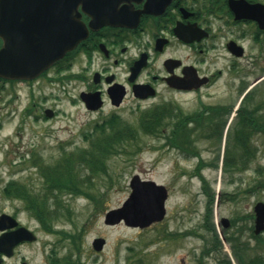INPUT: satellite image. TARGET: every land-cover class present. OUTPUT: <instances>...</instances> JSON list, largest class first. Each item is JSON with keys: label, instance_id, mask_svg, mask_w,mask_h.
<instances>
[{"label": "flooded vegetation", "instance_id": "af4514ba", "mask_svg": "<svg viewBox=\"0 0 264 264\" xmlns=\"http://www.w3.org/2000/svg\"><path fill=\"white\" fill-rule=\"evenodd\" d=\"M91 1L97 5L89 6L88 13L79 7L88 29L84 39L36 77L0 78L1 86L25 87V115L41 123L46 109L53 111L52 116L57 114L44 106L43 95L34 97L45 81L62 82L68 92L82 85L78 92L82 106L86 109L82 94L91 95L101 107L86 110L105 111L109 116L117 115L126 101L140 106L160 101L164 92L200 93V125L181 137L183 142L178 138L176 144L168 141V145L183 158L197 157L192 172L201 182L206 212L214 191H204L205 184H210L204 168L219 167V182L231 179L240 183L243 177L236 175L264 156V0ZM100 19L105 20L101 25ZM41 24L52 31L55 22ZM141 89L153 94L141 98ZM225 131L233 136L222 149ZM169 136L173 137L171 130ZM199 140L200 156L193 147ZM37 157L28 158V169L33 171L10 173L0 182V204H9L8 208L0 206V264H59L65 256L73 259L72 252L60 255L64 231L56 228L58 220L54 216L43 220L37 210L44 203L51 211L60 203L68 206L65 197H73L76 191L79 197L88 198L89 179L76 172H43L45 165L52 163L34 162ZM199 162L200 176L196 172ZM187 171L184 169V174ZM250 189L246 187L245 193ZM219 193L217 189L215 203ZM251 215H244L250 226ZM233 222L234 218L225 216L219 219L221 233L229 243L228 238L235 236L234 231L227 233Z\"/></svg>", "mask_w": 264, "mask_h": 264}, {"label": "rangeland", "instance_id": "374dc122", "mask_svg": "<svg viewBox=\"0 0 264 264\" xmlns=\"http://www.w3.org/2000/svg\"><path fill=\"white\" fill-rule=\"evenodd\" d=\"M64 85L62 82L49 84L45 81L43 89L34 94L35 99L43 95L44 106L53 108L57 113L52 117L45 116L41 123L25 115L24 109L28 103L25 87H9L6 84L1 86L0 83L1 183L5 182L10 173L33 171L34 169H28L31 165L28 160L30 156L37 155L42 163L53 164L61 162L63 153L73 152L76 155L77 149L90 147V142L84 138L85 133L91 130L94 123L109 117L110 113L87 111L78 101L82 85L77 86L76 90L69 88V92ZM167 101L172 106L180 107L185 113L200 112V93L174 95L167 92L163 93L160 101L142 102L140 106L126 101L116 111L119 117L137 128L138 139L129 142L124 149L112 152L105 160V172L99 169L91 174L87 168L76 172L89 179V194H93L98 201L81 198L79 195L65 197V204L71 214L69 216L67 212L64 213L67 219L57 216L56 228L80 234V241L78 249L74 250L69 239H61L60 255L72 252L73 259L78 258L82 264H215V258L220 252L202 255L204 243H209L210 237L204 228L206 197L201 191L200 180L192 173L197 157L183 158L177 149L169 147L163 134L150 135L139 130L141 113ZM174 120L167 121L165 135L173 128ZM232 136V133L225 131L222 149L226 140L230 144ZM182 138L179 141L183 142ZM193 147L199 151L200 156V140ZM184 169L188 170L186 174ZM219 171V167L204 168L203 173L210 183L205 184L204 191L209 188L214 191L208 200L211 206L209 216L216 226L222 252L228 253L237 264L231 244L224 240L221 233L219 219L221 216L234 218L227 233L234 231L235 238L238 239L235 242L237 246L246 250V253H252L253 249L248 244L253 246L256 241L245 228L244 215L253 213L254 204L264 200V186L255 187L258 181H264V156L255 158L245 172L236 175L243 177L240 183L231 179L228 182L221 179L219 182ZM134 175L154 180L167 188L165 217L142 229L127 226L123 222L106 224L105 213L119 208L127 199L130 193L129 183ZM246 187L251 188L250 192L245 193ZM217 189L221 193L218 203H215ZM230 191L233 192L232 195ZM0 206L8 208L9 204L2 201ZM22 217L25 218L26 215L23 214ZM241 227L243 232L240 238ZM97 237L105 239V244L99 251L92 246L93 239Z\"/></svg>", "mask_w": 264, "mask_h": 264}, {"label": "water", "instance_id": "95a60500", "mask_svg": "<svg viewBox=\"0 0 264 264\" xmlns=\"http://www.w3.org/2000/svg\"><path fill=\"white\" fill-rule=\"evenodd\" d=\"M97 5L91 0H0V77L5 79L33 78L64 56L87 36L88 29L81 20V11ZM54 21L52 31L42 22ZM105 20H98L99 25ZM91 25V23H90ZM143 91V92H142ZM145 98L153 92L141 89ZM121 97L116 105L121 102ZM86 108L101 107L97 98L82 94ZM51 116L52 110L47 109ZM130 193L121 207L105 214L106 224L123 221L125 225L145 228L161 221L165 214L167 190L153 180H143L134 175L130 180ZM255 235L264 231V201L253 207ZM105 240L101 237L92 242L94 249L101 250Z\"/></svg>", "mask_w": 264, "mask_h": 264}, {"label": "trees", "instance_id": "16d2710c", "mask_svg": "<svg viewBox=\"0 0 264 264\" xmlns=\"http://www.w3.org/2000/svg\"><path fill=\"white\" fill-rule=\"evenodd\" d=\"M169 119H175L173 128L171 131L173 137L169 134L165 135V131L168 127ZM168 121V122H167ZM192 123L196 126L194 128L189 127ZM200 125V112L197 111L193 114L185 113L180 107L172 106L169 103H162L150 107L146 111L142 112L139 118V130L143 131L144 134L155 135L157 133L166 136L167 141H171L172 144H176L178 138L186 136L189 132L195 130ZM85 140L90 142L89 148L77 149L76 155L73 152L63 153L61 162H56L52 165H45L43 172L52 173H70V172H81L85 168L89 170L91 174L97 172L99 169L105 172V160L108 156L117 150L124 149L125 145L129 142L138 139V130L132 124L124 121L118 115H112L100 122L94 123L91 130H88L84 135ZM41 162V159L37 157L34 162ZM200 162L196 167V172L199 173ZM200 176V174H199ZM111 180V177L109 176ZM78 182V181H76ZM257 186H264V181H258ZM78 188V187H77ZM207 192V190L205 189ZM80 192L76 191L74 195H79ZM88 198L98 201L92 194H86ZM210 204V203H209ZM211 206L208 205L206 208L204 226L206 231L211 235L210 244L204 245L202 255H208L211 251L220 252V256L216 257L215 264H233L228 254L222 252L221 241L214 228V224L211 222L212 219L209 216ZM37 212L41 214V219L50 220L54 216L55 218H66L64 213L71 214L69 207L64 206L62 203L57 204V210H48L46 203L38 207ZM253 218V214L251 215ZM67 219V218H66ZM248 222V221H247ZM246 222V223H247ZM248 232L250 231L251 238L255 239L256 244L251 247L252 253H246V250L241 249L235 242L238 239L234 237L228 238L230 241V247L232 254L237 264H264V235H254L252 231V225L246 224ZM69 238L70 242L78 249L80 241V234L76 233H65L62 234V239ZM259 248V250H257ZM201 261V260H200ZM59 264H82L78 258L72 259L70 256H65L59 261Z\"/></svg>", "mask_w": 264, "mask_h": 264}]
</instances>
